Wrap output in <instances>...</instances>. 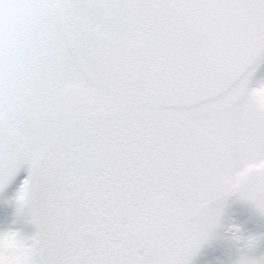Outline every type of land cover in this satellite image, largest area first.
<instances>
[{
	"label": "rangeland",
	"instance_id": "rangeland-1",
	"mask_svg": "<svg viewBox=\"0 0 264 264\" xmlns=\"http://www.w3.org/2000/svg\"><path fill=\"white\" fill-rule=\"evenodd\" d=\"M104 3L0 0V264H264V0Z\"/></svg>",
	"mask_w": 264,
	"mask_h": 264
},
{
	"label": "water",
	"instance_id": "water-1",
	"mask_svg": "<svg viewBox=\"0 0 264 264\" xmlns=\"http://www.w3.org/2000/svg\"><path fill=\"white\" fill-rule=\"evenodd\" d=\"M71 4L72 10L74 13L85 16L90 21H93L97 24L112 26L115 31L118 33H123L124 28L120 26L113 25L110 21L105 19L102 15V8L100 0H66ZM134 88L138 92L144 90V84L141 79H137L134 82ZM187 130L182 125H177L174 129V133L167 134V138L173 141L177 140V137L180 135H186ZM25 159V153L19 152L17 154V160L22 161ZM98 240L97 237L89 234L83 236V241L86 243L94 244Z\"/></svg>",
	"mask_w": 264,
	"mask_h": 264
},
{
	"label": "flooded vegetation",
	"instance_id": "flooded-vegetation-1",
	"mask_svg": "<svg viewBox=\"0 0 264 264\" xmlns=\"http://www.w3.org/2000/svg\"><path fill=\"white\" fill-rule=\"evenodd\" d=\"M75 16V15H74ZM76 17V16H75ZM80 17V16H79ZM81 19H82V17H81ZM93 77H98L99 75L98 74H100V73H90ZM188 135V134H187ZM183 137H185V136H179L178 138H177V141L176 142H178L179 140H180V138H183ZM72 140H73V137H67L66 135H64V141L65 142H69V144H70V148H69V152L68 153H72V150H73V147H71V143H72ZM5 141H7V142H10V143H12V141H13V139H12V137H11V135H10V132L7 130V129H4V131H0V145L2 144V143H4ZM18 152H20V151H18ZM17 152V153H18ZM17 153H16V156H17ZM16 156H15V158H16ZM17 161V160H16ZM99 240H100V237L98 236V240H97V243L96 244H98L99 243Z\"/></svg>",
	"mask_w": 264,
	"mask_h": 264
},
{
	"label": "trees",
	"instance_id": "trees-1",
	"mask_svg": "<svg viewBox=\"0 0 264 264\" xmlns=\"http://www.w3.org/2000/svg\"><path fill=\"white\" fill-rule=\"evenodd\" d=\"M102 4H103L104 10H105L106 6H105V3H104V0H102ZM123 35H124V34H123ZM103 58H104L105 60H106V58L108 59L107 56H103ZM108 60H110V59H108Z\"/></svg>",
	"mask_w": 264,
	"mask_h": 264
}]
</instances>
